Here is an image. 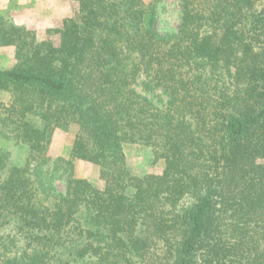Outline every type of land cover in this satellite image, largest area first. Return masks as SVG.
<instances>
[{
	"label": "trees",
	"instance_id": "1",
	"mask_svg": "<svg viewBox=\"0 0 264 264\" xmlns=\"http://www.w3.org/2000/svg\"><path fill=\"white\" fill-rule=\"evenodd\" d=\"M77 1L58 42L0 15V264H264V0H182L164 33L153 2Z\"/></svg>",
	"mask_w": 264,
	"mask_h": 264
},
{
	"label": "rangeland",
	"instance_id": "2",
	"mask_svg": "<svg viewBox=\"0 0 264 264\" xmlns=\"http://www.w3.org/2000/svg\"><path fill=\"white\" fill-rule=\"evenodd\" d=\"M4 1V2H2ZM153 2L156 6L154 25L156 29L164 33L168 30L178 29L181 22L182 0H144ZM15 12L12 3L8 0H0V15L11 18L14 21L26 22V26L32 29L39 39L52 38L58 42V35H50L48 29L61 26L65 17L78 15L79 3L77 0H17ZM18 15V16H17ZM15 49L9 46L0 47V68L11 67L15 64ZM158 94H161L160 92ZM6 96H3L5 99ZM74 135L57 129L50 146V154L56 158L63 156L69 158ZM0 147L9 149L14 153V161H22L24 149L18 147L13 141L0 136ZM127 162L135 175L147 173H160L164 168L163 160H155L151 148L141 144H127L125 146ZM74 174L91 180L99 187L103 186L100 178V170L97 165L83 160H75ZM59 189H64V182H57Z\"/></svg>",
	"mask_w": 264,
	"mask_h": 264
},
{
	"label": "crops",
	"instance_id": "3",
	"mask_svg": "<svg viewBox=\"0 0 264 264\" xmlns=\"http://www.w3.org/2000/svg\"><path fill=\"white\" fill-rule=\"evenodd\" d=\"M17 0H8V2H10V3H12V6H10V7H12L13 8V10L15 11V12H17V11H19V10H22V8H17V6L15 5V2H16ZM2 2H4V1H2ZM18 16V15H17ZM19 20H15V22L17 23V24H23V25H25L26 24V22H23V21H21V22H18Z\"/></svg>",
	"mask_w": 264,
	"mask_h": 264
}]
</instances>
